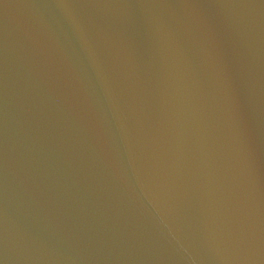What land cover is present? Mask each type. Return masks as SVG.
<instances>
[{"label": "water", "instance_id": "1", "mask_svg": "<svg viewBox=\"0 0 264 264\" xmlns=\"http://www.w3.org/2000/svg\"><path fill=\"white\" fill-rule=\"evenodd\" d=\"M0 264H264V0H0Z\"/></svg>", "mask_w": 264, "mask_h": 264}]
</instances>
